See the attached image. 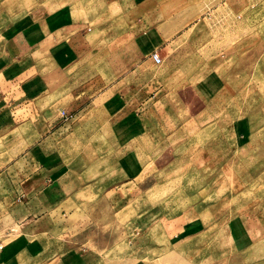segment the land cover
I'll return each mask as SVG.
<instances>
[{
	"label": "rangeland",
	"instance_id": "374dc122",
	"mask_svg": "<svg viewBox=\"0 0 264 264\" xmlns=\"http://www.w3.org/2000/svg\"><path fill=\"white\" fill-rule=\"evenodd\" d=\"M253 1V22H240L237 53L223 69L212 73L219 62L207 59L189 85L133 86L152 94L126 98L139 131L124 133L125 119L105 106L119 94L117 7L63 0L95 33L88 69L68 73L73 81L62 86L64 97L85 91L57 134L69 171L63 204L78 217L73 237L98 250L100 264H264V0ZM39 8L15 0L16 25ZM203 39H222L190 48L210 58L234 38ZM152 72L166 76L161 66ZM22 201L13 182L0 181V239L19 230ZM189 220L206 232L191 231L195 237L172 248L170 234Z\"/></svg>",
	"mask_w": 264,
	"mask_h": 264
},
{
	"label": "crops",
	"instance_id": "0c3cea01",
	"mask_svg": "<svg viewBox=\"0 0 264 264\" xmlns=\"http://www.w3.org/2000/svg\"><path fill=\"white\" fill-rule=\"evenodd\" d=\"M31 2L40 5L38 12L17 26L15 0H0V181L5 179L8 187L13 182L14 195L24 198L19 230L0 239V264H100L104 262L102 254L94 247H81L73 237V230L80 226L73 222L78 217L70 218L63 204L67 195L63 181L69 171L57 136L66 125L64 118L80 106L85 93L76 95L74 91L64 97L62 86L73 81L68 73L88 69L95 33L89 32L92 29L84 18L72 16L63 0H27V4ZM101 3L117 7L121 22L116 34L119 94L115 98L108 95L105 106L107 113L125 119L124 133L139 131L138 124L130 120L137 114L125 102L148 100L152 94L139 88L133 92V86L189 85L190 74L200 68L197 62L207 59L219 62L211 67L212 73L223 69L227 55L237 53L240 22L246 26L253 22V0ZM215 36L234 39L210 58L190 51L191 47L207 49L222 43V39H211V44H206L203 39ZM155 51L163 59L160 64L152 58ZM191 61L196 63L191 65ZM155 66L164 69V78L152 72ZM115 100L118 104L113 109ZM189 222L170 234L172 248L195 237L191 231L200 229V238L206 232L200 221L187 225ZM63 231L66 237L61 240L58 232Z\"/></svg>",
	"mask_w": 264,
	"mask_h": 264
},
{
	"label": "built area",
	"instance_id": "2783aa9c",
	"mask_svg": "<svg viewBox=\"0 0 264 264\" xmlns=\"http://www.w3.org/2000/svg\"><path fill=\"white\" fill-rule=\"evenodd\" d=\"M152 58L156 64L162 63L163 59L158 51L153 52Z\"/></svg>",
	"mask_w": 264,
	"mask_h": 264
}]
</instances>
